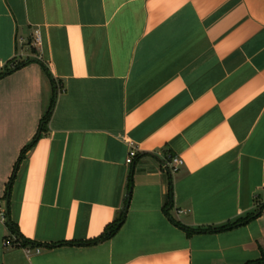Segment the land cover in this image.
Listing matches in <instances>:
<instances>
[{"label": "crops", "instance_id": "0c3cea01", "mask_svg": "<svg viewBox=\"0 0 264 264\" xmlns=\"http://www.w3.org/2000/svg\"><path fill=\"white\" fill-rule=\"evenodd\" d=\"M27 59L0 78V264L264 255V0H0V71ZM40 62L56 97L46 131L15 166L51 94ZM175 156L183 164L171 171ZM129 177L120 228L83 243L122 208ZM259 205V216L223 231L188 235L175 224L217 226Z\"/></svg>", "mask_w": 264, "mask_h": 264}, {"label": "trees", "instance_id": "16d2710c", "mask_svg": "<svg viewBox=\"0 0 264 264\" xmlns=\"http://www.w3.org/2000/svg\"><path fill=\"white\" fill-rule=\"evenodd\" d=\"M28 61H30V60L27 59L24 61L14 62L10 65H5L3 70L0 71V78L5 76L6 74L18 69L19 67L23 66ZM40 65H41L43 73L46 75V77L48 78L49 83L51 85V94H50L48 105H47V107H46V109H45V111H44V113L40 119V123L38 125V129H37L36 133L34 134L32 139L30 140V142L28 144H26L21 149L15 166H17V164L24 157H26V154L30 150H32V148L35 146L38 139L46 131V124L50 118L51 111H52L54 101H55V97H56L57 87L55 85V82H54L53 78L51 77V74L49 73L47 67L41 62H40ZM13 177H14V171H13L12 175L10 176V178L6 184V187H5V197L6 198L9 197V190L11 187V182L13 181ZM131 187H132V179H131V177H129L128 183H127L126 195L124 198L122 208L117 212L115 218L110 223L105 225L104 229L102 230V232L98 236H96L93 239H90L88 241H85L83 243L96 244V243H99V242H102L104 240L109 239L111 236H113L117 232V230L120 228V226L122 225V223L125 219L126 211H127L128 204L130 201V196H131ZM171 208H172V193H171V188H169L168 195H167V201H166L163 209H164V212L167 215H169V210ZM262 208H263V206L259 205V207L255 208L253 211L247 212L243 216H240V217L234 219L233 221H228L224 224L217 225V226L208 225V226H204V227L190 228V227L182 225L178 222H175V224L178 225L179 227H181L182 229H184L188 235H190L192 233H196V232H218V231L231 229V228H234L236 226L247 223L248 221L259 216L261 211H262ZM5 223L8 227V229L11 231V233L15 234L17 242H19L23 246H26L28 243H30V241L28 239H25L19 233V231L16 229L15 225L9 219H6ZM261 262H264V255L260 259L253 261V262L246 263V264H257V263H261Z\"/></svg>", "mask_w": 264, "mask_h": 264}, {"label": "built area", "instance_id": "2783aa9c", "mask_svg": "<svg viewBox=\"0 0 264 264\" xmlns=\"http://www.w3.org/2000/svg\"><path fill=\"white\" fill-rule=\"evenodd\" d=\"M35 42L36 43L38 42V36L37 35L35 36ZM135 156H136V151L134 148H131L128 151L126 163L130 164ZM182 164H183L182 159L178 156L177 157L175 156V157H171L170 161L167 162V167L169 170L174 171ZM0 220H5V211H4V209H2L1 200H0ZM4 244L9 245V244H11V242L9 239H6ZM24 249H25L27 254H31L33 252L39 253V251H40V247H37V246L33 247V248L24 247Z\"/></svg>", "mask_w": 264, "mask_h": 264}]
</instances>
